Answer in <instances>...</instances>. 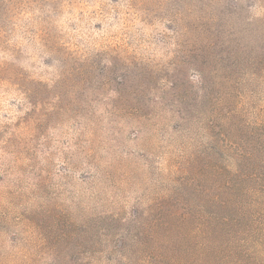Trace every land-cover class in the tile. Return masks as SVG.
<instances>
[{
	"label": "rangeland",
	"instance_id": "1",
	"mask_svg": "<svg viewBox=\"0 0 264 264\" xmlns=\"http://www.w3.org/2000/svg\"><path fill=\"white\" fill-rule=\"evenodd\" d=\"M0 264H264V0H0Z\"/></svg>",
	"mask_w": 264,
	"mask_h": 264
}]
</instances>
